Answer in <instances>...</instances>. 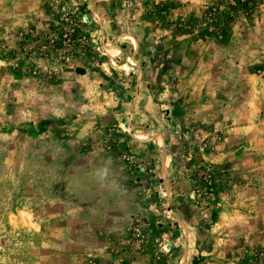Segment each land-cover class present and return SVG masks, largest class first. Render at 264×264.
Instances as JSON below:
<instances>
[{"label":"rangeland","instance_id":"obj_1","mask_svg":"<svg viewBox=\"0 0 264 264\" xmlns=\"http://www.w3.org/2000/svg\"><path fill=\"white\" fill-rule=\"evenodd\" d=\"M0 264H264V0H0Z\"/></svg>","mask_w":264,"mask_h":264}]
</instances>
